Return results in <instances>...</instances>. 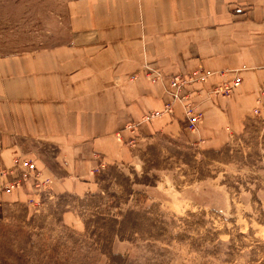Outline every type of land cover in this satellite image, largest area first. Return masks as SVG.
Here are the masks:
<instances>
[{"label":"crops","instance_id":"obj_1","mask_svg":"<svg viewBox=\"0 0 264 264\" xmlns=\"http://www.w3.org/2000/svg\"><path fill=\"white\" fill-rule=\"evenodd\" d=\"M50 9V0H0V164L26 139L36 168L69 182L63 191L87 189L99 159L121 163L134 131L117 123L162 108L163 87L148 74L166 82L209 71L185 86L192 101L198 84L208 90L236 74L234 90L253 103L264 81V0H65L57 33ZM178 109L138 123L136 140L178 135Z\"/></svg>","mask_w":264,"mask_h":264},{"label":"rangeland","instance_id":"obj_2","mask_svg":"<svg viewBox=\"0 0 264 264\" xmlns=\"http://www.w3.org/2000/svg\"><path fill=\"white\" fill-rule=\"evenodd\" d=\"M50 1V29L57 33L65 0ZM42 32L34 27V45ZM147 77L163 87L162 108L117 123L134 131V141L121 163L97 161L87 189L63 191L68 181L51 183L35 165L34 175L6 191L5 178L18 173L13 160L0 164V264H264V120L254 114L264 105V81L253 103L247 89L216 93L198 84L191 101L200 120L191 131L168 82ZM168 101L171 111L164 109ZM175 106L182 116L178 135L136 140L146 116L173 113ZM20 144L17 155L35 164L27 140ZM49 168L63 175L57 165Z\"/></svg>","mask_w":264,"mask_h":264},{"label":"built area","instance_id":"obj_3","mask_svg":"<svg viewBox=\"0 0 264 264\" xmlns=\"http://www.w3.org/2000/svg\"><path fill=\"white\" fill-rule=\"evenodd\" d=\"M210 74L211 73L209 71H201L197 75L195 74L196 76L192 75L189 77H183L179 74L167 76L168 94L170 95L172 102H177L182 107V114L185 119L186 128L191 131L197 129V125L200 120V113L198 112L196 104L189 99V94L188 92L186 93L185 86L191 81H195L198 78L206 77ZM156 76L162 78L160 74H156ZM240 82V77L235 74L233 75L231 80L222 82V84L215 87L214 92L230 93L234 89V87L239 85ZM261 91L262 93H264V83L262 84ZM167 103L164 109L171 111L172 104L169 101ZM157 114L158 113H152L146 116L145 119H150ZM254 114L261 116V118L264 120V105L254 107ZM14 163V170L17 171L18 175L15 176L13 179L5 182L6 191H10L11 189H13V187L19 185L22 181L29 179L32 174L34 175V172L36 170L35 164L32 161L22 159V157H20L19 155L14 157Z\"/></svg>","mask_w":264,"mask_h":264}]
</instances>
